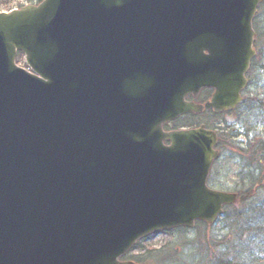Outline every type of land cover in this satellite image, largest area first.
I'll list each match as a JSON object with an SVG mask.
<instances>
[{"label": "water", "instance_id": "obj_1", "mask_svg": "<svg viewBox=\"0 0 264 264\" xmlns=\"http://www.w3.org/2000/svg\"><path fill=\"white\" fill-rule=\"evenodd\" d=\"M261 2L43 0L0 13V264H136L119 259L138 241L211 226L237 204L206 185L215 132L162 127L242 102ZM203 89L204 104L185 101Z\"/></svg>", "mask_w": 264, "mask_h": 264}, {"label": "rangeland", "instance_id": "obj_2", "mask_svg": "<svg viewBox=\"0 0 264 264\" xmlns=\"http://www.w3.org/2000/svg\"><path fill=\"white\" fill-rule=\"evenodd\" d=\"M39 1L0 0V11ZM255 28L259 33L260 50L248 73L250 86L244 92L243 105L231 116H185L179 122L184 126L195 122L203 123L209 128L219 124L228 128L227 133L222 135L223 145H226L211 170L208 184L211 188L225 192L247 189L241 173L245 170V162L233 147L253 145L264 138V4L255 19ZM20 65L23 66V63ZM257 200H264V192L258 199L249 197L244 204L227 208L211 228L197 224L193 229H178L153 235L141 241L131 255L141 264H193L197 260V237L200 232H204L207 239L220 242L219 246L213 247V258L206 264H218L216 262L219 259L229 261L233 256L246 261L247 254H259L264 249V204H257Z\"/></svg>", "mask_w": 264, "mask_h": 264}, {"label": "trees", "instance_id": "obj_3", "mask_svg": "<svg viewBox=\"0 0 264 264\" xmlns=\"http://www.w3.org/2000/svg\"><path fill=\"white\" fill-rule=\"evenodd\" d=\"M21 58V55L18 56ZM234 148V147H233ZM238 155L243 158L245 162V170L241 173L244 175L243 181L247 183V189L239 191V204H244L249 197L260 198L264 192V139L257 141L253 145H249L241 148H235ZM257 204H264V200L258 201ZM232 234V233H231ZM197 260L193 261V264L209 263V259L213 258V247L219 246L220 242H216L212 239H207L204 232L199 233L197 237ZM264 246V245H263ZM259 251V250H258ZM247 260L241 261L237 256L231 257V260L219 259L218 264H264V249L257 252L254 255L247 254ZM210 259V260H211ZM205 263V264H206ZM182 264V263H180Z\"/></svg>", "mask_w": 264, "mask_h": 264}, {"label": "flooded vegetation", "instance_id": "obj_4", "mask_svg": "<svg viewBox=\"0 0 264 264\" xmlns=\"http://www.w3.org/2000/svg\"><path fill=\"white\" fill-rule=\"evenodd\" d=\"M257 43L255 42V50L259 51L260 50V47H258L256 45ZM211 91L210 90H205V91H202L200 94H199V99L197 100L199 103H204L205 101H207V99L210 98L211 96ZM191 101V98H187V101ZM214 116L216 118H219V117H222V116H231V112L229 113H214L212 111H209V112H202L201 114L199 115H194V114H188V115H185V116H189L191 118H196V117H202V116ZM183 116V117H185ZM183 117H180V119H182ZM178 119L177 121H174V122H171L170 124H166L163 126V130L164 131H176V130H182V129H190L191 128H196V127H199V126H205L206 128L208 129H213L214 131L217 132V138L218 140L216 141L217 142V148L220 152V155L222 154V150L224 148V145H223V142H222V135L227 133V130L228 128L225 126V125H220L219 126H215V127H212V128H209L207 127L205 124L201 123V124H197L195 122L190 123V125H187V126H184V125H179L178 124V121L180 120ZM193 121V120H192ZM225 143V142H224ZM132 254V251L127 255V260H134L133 259V256L131 255ZM122 261H124V259H122Z\"/></svg>", "mask_w": 264, "mask_h": 264}, {"label": "bare ground", "instance_id": "obj_5", "mask_svg": "<svg viewBox=\"0 0 264 264\" xmlns=\"http://www.w3.org/2000/svg\"><path fill=\"white\" fill-rule=\"evenodd\" d=\"M263 6V4L261 3L258 7H259V9H261V7ZM259 10H257V12H258ZM256 12V13H257ZM256 15V14H255ZM255 19H256V17L253 19V22H251L252 23V26L254 27L255 26ZM249 86H250V83H249Z\"/></svg>", "mask_w": 264, "mask_h": 264}]
</instances>
